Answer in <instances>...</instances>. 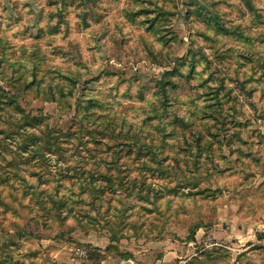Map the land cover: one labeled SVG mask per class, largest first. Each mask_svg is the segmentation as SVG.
<instances>
[{"label":"rangeland","instance_id":"1","mask_svg":"<svg viewBox=\"0 0 264 264\" xmlns=\"http://www.w3.org/2000/svg\"><path fill=\"white\" fill-rule=\"evenodd\" d=\"M258 157L264 0H0V264H264Z\"/></svg>","mask_w":264,"mask_h":264},{"label":"crops","instance_id":"2","mask_svg":"<svg viewBox=\"0 0 264 264\" xmlns=\"http://www.w3.org/2000/svg\"><path fill=\"white\" fill-rule=\"evenodd\" d=\"M248 172L251 173L249 175L251 178L248 185L252 188V192L251 194H248V192L245 193L240 201L243 206L238 204L237 208L241 210L242 207H246L244 208V212L241 213L243 214L241 218L244 221H249L246 223L249 227L244 230V233L230 231L226 234V237L229 236L228 238L238 239L249 236V240L254 241L258 239L256 236L257 233H260V239H264V160L258 157Z\"/></svg>","mask_w":264,"mask_h":264},{"label":"water","instance_id":"3","mask_svg":"<svg viewBox=\"0 0 264 264\" xmlns=\"http://www.w3.org/2000/svg\"><path fill=\"white\" fill-rule=\"evenodd\" d=\"M241 88H242V86H241Z\"/></svg>","mask_w":264,"mask_h":264}]
</instances>
